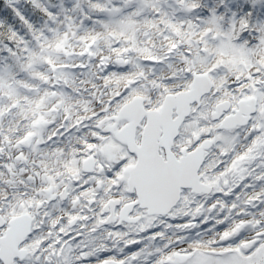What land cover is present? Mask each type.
<instances>
[{
    "label": "snow or ice",
    "instance_id": "6c2138e0",
    "mask_svg": "<svg viewBox=\"0 0 264 264\" xmlns=\"http://www.w3.org/2000/svg\"><path fill=\"white\" fill-rule=\"evenodd\" d=\"M0 264H264V0H0Z\"/></svg>",
    "mask_w": 264,
    "mask_h": 264
}]
</instances>
